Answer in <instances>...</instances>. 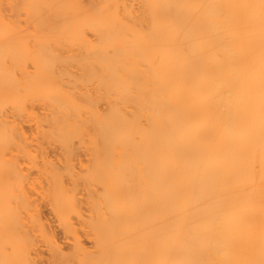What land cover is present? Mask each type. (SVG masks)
Wrapping results in <instances>:
<instances>
[{"label": "bare ground", "instance_id": "bare-ground-1", "mask_svg": "<svg viewBox=\"0 0 264 264\" xmlns=\"http://www.w3.org/2000/svg\"><path fill=\"white\" fill-rule=\"evenodd\" d=\"M0 264H264V0H0Z\"/></svg>", "mask_w": 264, "mask_h": 264}, {"label": "rangeland", "instance_id": "rangeland-1", "mask_svg": "<svg viewBox=\"0 0 264 264\" xmlns=\"http://www.w3.org/2000/svg\"><path fill=\"white\" fill-rule=\"evenodd\" d=\"M42 211H43L44 215L47 214V210L45 208H42ZM58 236H59V234H58Z\"/></svg>", "mask_w": 264, "mask_h": 264}]
</instances>
